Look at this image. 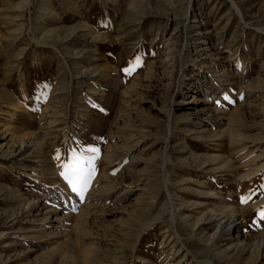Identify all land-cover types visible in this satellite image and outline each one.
I'll use <instances>...</instances> for the list:
<instances>
[{
	"label": "rangeland",
	"instance_id": "obj_1",
	"mask_svg": "<svg viewBox=\"0 0 264 264\" xmlns=\"http://www.w3.org/2000/svg\"><path fill=\"white\" fill-rule=\"evenodd\" d=\"M233 1L243 19L231 0H0V264L129 260L170 156L181 211L234 214L245 247L178 226L181 240L164 212L137 264H264V0ZM90 148L81 198L60 172Z\"/></svg>",
	"mask_w": 264,
	"mask_h": 264
},
{
	"label": "bare ground",
	"instance_id": "obj_2",
	"mask_svg": "<svg viewBox=\"0 0 264 264\" xmlns=\"http://www.w3.org/2000/svg\"><path fill=\"white\" fill-rule=\"evenodd\" d=\"M232 1V5L233 7L235 8V10L237 11V13L240 15L241 19H243V14H242V10L241 8L238 6V4L231 0ZM192 6V0H190V7ZM191 9V8H190ZM198 26V25H197ZM200 33V32H199ZM195 42V41H194ZM192 65V64H191ZM204 65V64H203ZM174 68V67H173ZM227 72V71H226ZM215 83L217 82H220V80L224 81V80H228V78H226L227 74L225 72H223L222 70H217L215 71ZM231 75V74H230ZM213 77V76H212ZM228 77V76H227ZM221 81V83H222ZM225 82V81H224ZM220 86V85H219ZM200 111H203V110H200V109H194V114L196 115V118L198 119V121L200 123H202V119H201V114H200ZM183 113V112H182ZM208 113V112H207ZM185 114V113H184ZM192 114V113H191ZM169 118L171 119V121L178 117V118H186L189 122L193 121V117L190 116V115H174L173 113H169L168 114ZM207 116V115H206ZM185 119V120H186ZM210 120V118H209ZM215 121V120H214ZM219 122V121H218ZM218 122H214V124L216 125V127H219L221 126L220 123ZM169 123V122H168ZM226 124V123H224ZM202 127V126H201ZM206 129V128H205ZM205 129L201 128V129H198L196 131V134L198 135H201ZM217 129V128H216ZM225 131V130H224ZM223 131V132H224ZM222 132V131H221ZM228 132V131H227ZM168 133V138L166 139L167 140V147H168V144H169V138H170V135H172V127L169 125V132ZM203 137V136H202ZM209 137V136H208ZM207 138V137H206ZM154 144V143H153ZM185 146L183 145V148ZM164 148V147H163ZM178 149V148H177ZM186 149V148H185ZM195 156V155H194ZM199 156V155H198ZM196 158H199L200 157H196ZM204 158V157H203ZM195 159V158H194ZM197 160V159H196ZM208 160H212V157L211 159L208 158ZM172 158L171 156L170 157H165L164 160L161 162L160 164V167L162 168V171L163 172V175H164V179L162 180V182L160 183L161 184V188L163 189V192L167 195L166 196V200H165V203H164V207L162 208V212H160L156 217L152 218L151 221L147 222L142 228L139 229V231H137L136 235L134 236V238L132 240H127V242L125 243L126 246L128 247L129 249V252L131 254V257L130 259L127 261L123 258H118V257H115L113 261H111L112 263L111 264H137V260L138 258H141L139 257L136 252H137V248H138V243L141 239V236L142 234L144 233L145 230H147L148 227H151L155 224H159V222L163 221L164 220V214L162 213H167L169 215V218L166 222H168L174 229L175 231V234L178 236L179 239H183L182 235L178 233L177 231V228L178 226L180 227H186V228H190L191 230V237L195 236V235H198L197 234V231L199 230H202L201 232L204 233L205 235L203 236H206V238H208L209 242H213L212 239L214 238H220V240H222L221 238L223 237H228L229 234H233V237L231 238H225L224 240L225 241H228V243L231 244V246H234L235 248H243L245 247V243H246V240L243 239V240H240V230H241V227H242V221L238 220V218L233 214V215H230V216H226V215H222V216H217V215H202V213L199 215H195L194 213H190V214H185L184 212V208H183V205L182 204H177L176 202L173 201L172 199V195H171V192H170V183L172 180H170V177H169V173H168V170H169V165L172 164ZM224 161V160H223ZM209 163V162H208ZM212 164V163H211ZM207 165V164H206ZM211 166V165H210ZM177 180V179H176ZM180 180H182L180 178ZM183 181V180H182ZM177 182V181H176ZM175 182V183H176ZM182 183V182H180ZM178 184V183H176ZM180 184H178V187H179ZM176 187V185L174 186ZM87 197L91 198V193L89 192L87 194ZM35 204V203H34ZM185 205V204H184ZM183 208V210H182ZM224 209V208H223ZM225 209L229 210L228 207L225 206ZM182 210V211H181ZM50 211V210H49ZM232 211V209H231ZM49 213V212H48ZM229 213V212H228ZM222 214V213H221ZM52 213H49L47 215V217H45L46 219H49V220H52L53 216H51ZM55 219H56V216H54ZM80 218V217H79ZM11 219V218H10ZM18 219V217L16 216L15 220ZM54 219V218H53ZM59 220V219H57ZM78 225V224H77ZM207 225H213V228H215V231L212 232V234L210 233H207L205 232V227L204 226H207ZM12 226V225H11ZM55 227V226H54ZM59 228V227H58ZM110 228V227H109ZM107 229V228H106ZM66 229L64 230V232H58V233H63L62 235H64ZM111 231V230H110ZM55 232V231H54ZM56 232V233H57ZM68 232V231H67ZM190 234V233H189ZM54 235H57L58 234H54ZM61 235V234H60ZM199 235H202V234H199ZM196 237V236H195ZM201 237V236H200ZM101 238V237H100ZM205 239V238H204ZM106 240V239H105ZM207 240V241H208ZM78 242V241H77ZM208 242V243H209ZM109 243V242H108ZM218 243V242H216ZM110 245V244H109ZM111 246V245H110ZM212 247V246H211ZM100 249V248H99ZM230 249V246L229 248ZM256 254H257V259H264V239L263 240H260L258 243L256 242ZM103 251V250H102ZM93 252L95 254V252H98V249L94 248L93 249ZM101 252V251H100ZM217 252V251H216ZM222 251H220L219 254H221ZM224 252V251H223ZM222 252V253H223ZM102 254V253H101ZM119 255V254H118ZM21 256V255H20ZM116 256V255H115ZM41 257V256H40ZM82 257V256H81ZM86 257V256H85ZM114 257V256H113ZM120 257V256H119ZM38 259V258H37ZM97 259V258H96ZM95 259V264H107L106 260L104 261H98ZM80 261V259H79ZM85 261H86V258H85ZM93 261V260H92ZM82 262V261H81ZM39 263V262H38ZM44 263V262H43ZM85 263V262H84ZM25 264V263H23ZM42 264V262H41ZM86 264V263H85ZM208 264H213V261H209Z\"/></svg>",
	"mask_w": 264,
	"mask_h": 264
},
{
	"label": "snow or ice",
	"instance_id": "obj_3",
	"mask_svg": "<svg viewBox=\"0 0 264 264\" xmlns=\"http://www.w3.org/2000/svg\"><path fill=\"white\" fill-rule=\"evenodd\" d=\"M89 151L93 153L92 156L74 153L70 162L63 165L64 170L60 172V176L68 184L72 192L80 195L81 198H83V194L89 187L90 180L95 173L94 160L96 159L95 153L98 149L90 148ZM261 216L264 219V213H261Z\"/></svg>",
	"mask_w": 264,
	"mask_h": 264
}]
</instances>
